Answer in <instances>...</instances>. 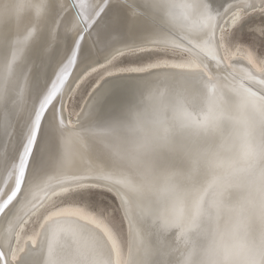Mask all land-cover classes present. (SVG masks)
Instances as JSON below:
<instances>
[{
    "label": "snow or ice",
    "instance_id": "1",
    "mask_svg": "<svg viewBox=\"0 0 264 264\" xmlns=\"http://www.w3.org/2000/svg\"><path fill=\"white\" fill-rule=\"evenodd\" d=\"M14 8L0 0V24ZM177 8L195 12L203 35L186 49L190 59L156 63L179 70L164 79L170 102L159 103L157 74L148 71L127 86L98 85L72 125L65 104L96 71L95 58L115 66L145 42L161 47L155 38L187 20ZM38 9L36 17L17 16L14 31L0 29V222L9 224L0 232V264H264V19L249 22L264 17V0H226L222 8L215 0H39ZM53 61L51 78L37 74L38 62ZM146 94L156 103L142 134ZM237 117L238 142L226 130ZM74 137L96 145L91 163H75ZM237 151L239 159L226 163ZM237 171L248 194L233 209ZM45 187L47 199L37 203ZM28 205L43 222L21 244L27 220L17 217ZM226 211L235 215L227 227ZM125 221L137 228L122 261ZM82 232L90 244L76 247Z\"/></svg>",
    "mask_w": 264,
    "mask_h": 264
},
{
    "label": "bare ground",
    "instance_id": "2",
    "mask_svg": "<svg viewBox=\"0 0 264 264\" xmlns=\"http://www.w3.org/2000/svg\"><path fill=\"white\" fill-rule=\"evenodd\" d=\"M225 2L226 0H215V6L222 8ZM176 3H192V0H176ZM13 4L19 5L20 8L18 11L14 8L10 19L5 23L0 24V29L2 30L14 31L17 16L36 17V15L38 14L39 0H13ZM176 13L180 17H183L186 14L187 20H182L181 23H178L175 26L174 30L170 32L166 37L155 38L162 45L161 47L157 48L154 47L151 42H145L143 44L144 51L137 52L134 55L119 57L117 61L113 62L115 66L105 64V61L102 56H97L95 58L96 61L99 62V64L96 65V71L91 72L80 82V86L75 88L74 92L72 93L71 99L68 100L65 104L64 115L69 121H71L72 125L77 124L81 110L85 108V105L89 100L90 94L92 93L93 89H95L98 85L101 87H107L108 85L116 84L121 86H127L133 82V76L142 75L148 71L155 72L157 74L160 92L159 103L166 106L170 102L171 96L168 93L167 85L166 83H164V79L168 74L179 70L167 67L165 64H161L160 67H156V63L158 62V60L168 61L169 63H180L186 61L187 59H190V57L186 53V49L193 44L202 43L201 37L203 35L199 31V18L193 10L177 8ZM251 17H261V15L255 13L252 14ZM165 44H167V49L163 47V45ZM176 44H179L181 48L174 52L172 49ZM165 52H167V54H164ZM156 53H160L161 55L159 57H155ZM174 57H176V59H174ZM136 58L141 59V61L135 60ZM142 58L146 59L144 60ZM235 59H241V57L237 56L235 57ZM246 63L247 62L245 61L244 66H246ZM100 65L105 66L101 67ZM237 67L239 68L241 67V65H238ZM54 68L55 61H53L52 63H45L43 65H39L38 62L36 72L37 74H39L41 71H43L45 79H47L53 76ZM122 69H132L133 71L121 73ZM109 72L121 74L122 76H109ZM78 74L79 69H77L73 75L75 76ZM91 80L93 83L91 84L87 93L84 94V96L82 97V100H80L81 103L79 105H74L77 95H81L83 88ZM154 103L156 102L147 99L146 94L144 103H142L140 108V111L143 113L145 121V126L141 130L142 134H146L150 131V126L148 122L152 119ZM205 103L208 104L209 101H206ZM226 130L227 134L235 138L238 142L239 138L243 134V126L239 122V117H237L236 120L227 121ZM68 151L75 157V163L82 166L91 163L94 160L97 154V147L92 141L88 140L87 138L81 139L74 137L69 141ZM238 159L239 151L229 153L226 156V163L228 161H234ZM230 180L233 184V186L229 189V191L233 194L231 197V207L233 209H238L239 206L245 202V199L248 194L247 178L243 172L237 171L230 175ZM53 183H55V181ZM46 192V187L43 190L38 189L36 191L35 195L37 203L47 199ZM133 211L134 213H138L139 209L134 207ZM31 212L32 209L30 205L23 206L18 212L17 222H19L20 220H27V223L23 225V231H19V229H17L21 237V244H23L24 241L28 240L29 237L34 236L35 232L39 231L37 223L39 219V214L37 216H31ZM40 212L43 213L44 209H41ZM221 219L223 224L227 227L230 221L235 219V215L230 214L226 211L222 214ZM39 222L42 223V219H39ZM123 227L124 228L122 230V239L124 243L122 246L121 260L127 261L128 249L132 243V237L130 235V232L136 231L137 226L133 225L130 229L128 222L125 221ZM8 228L9 224L7 222H0V232H3ZM172 231L174 232L175 229H173ZM169 235L171 237V233H169ZM223 242L232 243L233 241L230 239V237L225 235ZM175 243L181 244L178 238L175 240ZM73 244L76 247H87L90 244V238L86 232L79 233L76 237L73 238Z\"/></svg>",
    "mask_w": 264,
    "mask_h": 264
},
{
    "label": "rangeland",
    "instance_id": "3",
    "mask_svg": "<svg viewBox=\"0 0 264 264\" xmlns=\"http://www.w3.org/2000/svg\"><path fill=\"white\" fill-rule=\"evenodd\" d=\"M262 19H264V17H251L249 22L252 24H259L262 21ZM243 35L246 40H250L253 38L252 34L248 31L247 25L245 26L243 30ZM256 43H257V48H259V42L257 41ZM142 59L145 60L146 58H142ZM135 60L141 61V59H138V58H136ZM92 83H93L92 80L89 81V83H87V85L83 88L81 95H77L74 105H79L81 103L80 100H82V97L84 96V94L87 93ZM103 200L106 205H110L113 207L116 206V201L112 198L111 195H106L105 197H103Z\"/></svg>",
    "mask_w": 264,
    "mask_h": 264
}]
</instances>
